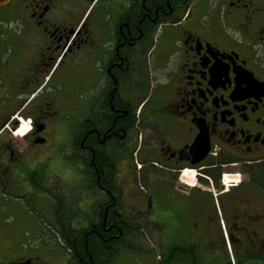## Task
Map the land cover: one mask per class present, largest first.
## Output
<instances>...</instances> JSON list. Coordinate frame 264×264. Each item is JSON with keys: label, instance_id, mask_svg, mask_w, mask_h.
Masks as SVG:
<instances>
[{"label": "flooded vegetation", "instance_id": "flooded-vegetation-1", "mask_svg": "<svg viewBox=\"0 0 264 264\" xmlns=\"http://www.w3.org/2000/svg\"><path fill=\"white\" fill-rule=\"evenodd\" d=\"M57 216L63 264H264V0L0 5V264Z\"/></svg>", "mask_w": 264, "mask_h": 264}, {"label": "rangeland", "instance_id": "rangeland-1", "mask_svg": "<svg viewBox=\"0 0 264 264\" xmlns=\"http://www.w3.org/2000/svg\"><path fill=\"white\" fill-rule=\"evenodd\" d=\"M26 125L25 122L20 121V128L18 131H21V129H23V126ZM27 126V125H26ZM28 129V127H27ZM27 131V130H26ZM58 154H60V152H57ZM58 154H56L54 151L48 150V151H41L39 152V157L41 159H46L47 161H51V169L52 172H61V166H59L58 162V158L60 157ZM137 170V169H136ZM35 233V232H34ZM37 240V245H39V240L41 243H46L47 245H39V248H41L42 250H48L45 252V259H49L54 257L52 255V252H56L55 254L57 255V259L59 264H63L65 263L66 260V254L61 250V243L59 242L58 238L55 236L53 229H48L46 231H37L34 235V237ZM40 243V244H41ZM123 264L125 262L128 261V257H123L122 258Z\"/></svg>", "mask_w": 264, "mask_h": 264}, {"label": "trees", "instance_id": "trees-1", "mask_svg": "<svg viewBox=\"0 0 264 264\" xmlns=\"http://www.w3.org/2000/svg\"><path fill=\"white\" fill-rule=\"evenodd\" d=\"M57 217H58V221L56 223H62V225H58V227H55L53 231H54L55 236L58 238L59 242L61 243L60 245L62 249L64 250L68 249L72 251L73 261L79 262V260L81 259L85 261L88 255L84 251L83 242H81L80 244L75 243L74 244L75 247H73V244H71L72 240L84 239L85 237L84 231H78V230L72 229L69 225H66L64 227L65 220H63V216H57ZM88 239H91V237L89 236ZM89 250H90L89 254L91 256H92V252L93 254H95L94 251L100 253V250L97 249V247L94 250H92L91 247H89ZM92 258H96V257L93 255Z\"/></svg>", "mask_w": 264, "mask_h": 264}, {"label": "water", "instance_id": "water-1", "mask_svg": "<svg viewBox=\"0 0 264 264\" xmlns=\"http://www.w3.org/2000/svg\"><path fill=\"white\" fill-rule=\"evenodd\" d=\"M8 0H0V5L6 4Z\"/></svg>", "mask_w": 264, "mask_h": 264}, {"label": "bare ground", "instance_id": "bare-ground-1", "mask_svg": "<svg viewBox=\"0 0 264 264\" xmlns=\"http://www.w3.org/2000/svg\"><path fill=\"white\" fill-rule=\"evenodd\" d=\"M24 127H26V128H27V126H26V125H24V126H23V128H24ZM18 132H19V131H18ZM26 132H27V131H26ZM26 132H25L24 134H22V135H21V134H19V135H20V136H23V135H25V134H26Z\"/></svg>", "mask_w": 264, "mask_h": 264}, {"label": "built area", "instance_id": "built-area-1", "mask_svg": "<svg viewBox=\"0 0 264 264\" xmlns=\"http://www.w3.org/2000/svg\"><path fill=\"white\" fill-rule=\"evenodd\" d=\"M28 127V129H27V131L29 130V126H27Z\"/></svg>", "mask_w": 264, "mask_h": 264}]
</instances>
